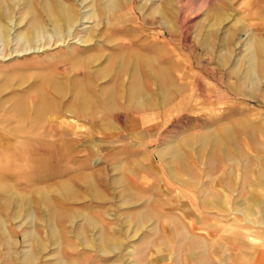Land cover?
I'll return each instance as SVG.
<instances>
[{"label":"rangeland","instance_id":"374dc122","mask_svg":"<svg viewBox=\"0 0 264 264\" xmlns=\"http://www.w3.org/2000/svg\"><path fill=\"white\" fill-rule=\"evenodd\" d=\"M45 1L0 0L11 39L0 34V85L27 80L0 88V132L20 135L0 138V264L30 253L33 264H264V32H254L264 0H124L115 11L110 0H49L52 16L72 9L70 36L49 30L42 49L24 51L14 39L32 16L45 24ZM160 45L173 65L162 85L147 60ZM52 76L64 87L58 108L25 133L12 103H32L27 86ZM88 82L102 109L78 115ZM224 129L233 139L219 146Z\"/></svg>","mask_w":264,"mask_h":264},{"label":"bare ground","instance_id":"6f19581e","mask_svg":"<svg viewBox=\"0 0 264 264\" xmlns=\"http://www.w3.org/2000/svg\"><path fill=\"white\" fill-rule=\"evenodd\" d=\"M42 1H44V0H42ZM123 1L124 0H110V5L112 6L111 9H114V11H115V9H117V8L120 7V5L122 4ZM40 10L45 14V17H46L45 18L46 19L45 24L40 19L36 18V16H32L31 21L28 24L27 28H25L24 32H22L21 34H19V36L14 39L15 42H17L18 44H24V47H25L24 51H29V50L31 51L33 49L32 48L33 46H36L35 48L38 51L40 49H42L44 47L45 43L42 42V40H41L40 37H43L49 30H51V32L54 33L55 39L57 38V40H62L64 37L70 36L69 35V30H71V28L73 27V25L75 23V16L72 14V9L71 8H70L69 11H67V10L66 11H59L60 12L59 13V16L60 17L52 16L50 14V12H51V3L49 2V0H46L45 3L42 5V8ZM33 13H35V12L33 11ZM155 13L159 14V16L162 19L166 20V22H167V16H166V14L164 12L158 10V11H155ZM3 19L8 21L10 19V17L0 14V20L2 21ZM161 24H163V23H161ZM168 29L171 31V27L169 25H168ZM0 34H1V38H2L1 41L7 42V41L11 40L8 37L9 31L5 27L1 26V24H0ZM155 36H157V35H155ZM48 42H50V40ZM143 45H145V44H143ZM260 48H262L264 50V44ZM151 52H152L151 57L149 59H147L149 61L148 64L150 63V61H152L151 62L152 64L150 66V69L148 68L149 71H150V73L152 74L151 77H153V79L155 80V82H158V84H160V85H162L163 82H166V81H169V83H172L173 79L170 78V76H171V70H169V67H172L173 65H171V64L168 65V63H167V65L164 64V61H166V59H162L163 56H164L163 55V51H162V46L161 45L158 46V48L153 49ZM127 58H128V55H127ZM94 59H96V58H94ZM139 59H141V58H139ZM222 60H223V58H222ZM145 62H147L146 59H145ZM76 64H80V62H78V60H76L75 61V65ZM82 65L85 68L86 65L84 63ZM164 66H169V67L165 68ZM128 70H129V65L127 63H122L119 66H117V75L119 77L121 75L123 76L124 74H126L128 72ZM113 71H111V72H113ZM234 72H236V71L234 70ZM99 74H98V77H101V75H99ZM250 74L251 73H248V74L243 73V75L241 77L242 84L248 83V81L251 80L250 79V77H251ZM111 75H112V73H111ZM238 76L239 75H237V77ZM87 79H89V77ZM13 82H15V83L17 82L18 83V84H16L17 87L24 86L26 84V82H27L26 75L18 74V75H13V77H10L9 76L8 79L7 78L4 79V82H3L2 85H0V88L2 89V87H5L6 85L9 86V87L12 86V85H15V84H13ZM160 85H158V86H160ZM80 86H81V88L77 91V93L75 95V98L73 99V104L71 106V110L77 112L78 115H79V114H82V113H88L89 110L91 111V110H96V109H100V108L102 109V107H100L99 104H97V106H96V104H94L92 101H89L88 99H86V97L89 94L86 96L85 93L88 90L89 91L91 90V87H92L91 84L88 82L85 85H80ZM175 88L176 87L174 86L173 88H170V89L175 90ZM230 88H232L230 90H233L234 92H236L238 90V87H236V86H234V87L233 86H230ZM26 89H27L26 91H32V92L35 93L34 96H33L34 99L32 100L33 102L32 103H28L26 99H24V98L22 99V97H17L14 100V102L12 103V108L9 110V112H11L14 115H16L17 118H18V122L20 124H23L25 126V127H22V129L25 128L23 130V131H25V133L26 132H33L34 133V131L37 129V126L42 121V117L45 114H48V113L51 114V113H54L57 110V108H58V102L59 101H57L55 99V96H59V97L61 96V97H63L64 87L60 84L59 81L55 82V80H54V78L52 76V77H44L43 79H41V78L40 79H37L36 81H34L30 85H28ZM140 90L142 91V88H137L136 89L137 92H140ZM120 91H121V89H120ZM180 91L181 90L179 89L178 90V93L175 94V95H167V96L165 95L164 96V100H163L162 103L165 102V104H166L171 99H173L175 97L177 98V96H180L179 98H181ZM132 93L133 92H131V94ZM161 94H163V93H161ZM136 98L134 99V101L132 100V103L129 102L131 104V106H133V104H136V101L139 99V98L138 99H136ZM105 102H107L106 106L107 107H110V104L107 101V97L105 98ZM3 103H4V101L0 102V104H3ZM155 104L156 103H153V102H151L149 100V101H147V102L145 101V103H142L141 105H139L138 108L142 109L144 107H147V108L150 109V108H154L155 107ZM131 109H132V107H131ZM135 109H137V108L135 107ZM107 110L108 111H112V108H108ZM113 110H114V108H113ZM4 121L5 120L3 118L2 120H0V123H3ZM0 133H2V134H0V138H4V140L7 139V138H10L12 136H18L19 135L16 131L9 132V133H5L3 131V132H0ZM221 133L223 135L218 137V139H220V140H218V141L215 142V144H217L219 146H221L220 145V142L226 141L227 139L232 138L231 133H230V131L228 129L222 130ZM57 218L61 219L62 221H65V223L72 222V216H71V214L70 215H65V214H63V212H58ZM3 236H4V232L2 230H0V239ZM105 237H106V235H105ZM107 238H101V240L103 241L102 244H103L104 248L106 246H109V245H113L115 247L117 246V243H115L114 241H111L110 239H107ZM33 239H35V238H33ZM10 244L11 243H9L7 245H10ZM35 244H36L35 250H37L36 252H40L42 250V248H43L42 244L39 241H37ZM35 254L34 253L27 254L25 256L26 257V260H25L26 263H24V264H33L34 259H35Z\"/></svg>","mask_w":264,"mask_h":264},{"label":"crops","instance_id":"0c3cea01","mask_svg":"<svg viewBox=\"0 0 264 264\" xmlns=\"http://www.w3.org/2000/svg\"><path fill=\"white\" fill-rule=\"evenodd\" d=\"M258 8H259V6H258ZM258 13V12H257ZM263 15V13H260V15L259 16H261L262 18H264V15ZM258 19V18H257ZM264 22V19H258L257 20V22ZM255 25V31L254 32H256L257 34L259 33H263L264 31H259V28L256 26V24H254ZM232 136V135H231ZM232 139H233V137L232 138H229V139H227L225 142H232ZM220 145H223V141L222 142H220ZM220 151V154L221 155H225L226 157H228L229 155H231V151H226V150H219ZM83 171H79L78 173H73L74 175L75 174H80V173H87V172H85L84 171V169H82ZM88 174H89V172H88ZM95 183H96V180H95ZM99 186H101V185H99ZM18 190V189H17ZM93 197V196H92ZM94 198V197H93ZM70 202H74V201H70ZM70 202L68 203V206L67 207H70ZM71 209H73L72 207H70Z\"/></svg>","mask_w":264,"mask_h":264}]
</instances>
